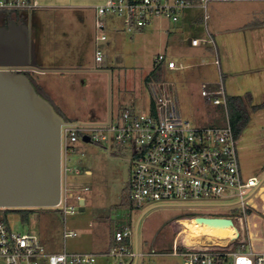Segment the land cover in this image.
<instances>
[{"label": "rangeland", "instance_id": "rangeland-1", "mask_svg": "<svg viewBox=\"0 0 264 264\" xmlns=\"http://www.w3.org/2000/svg\"><path fill=\"white\" fill-rule=\"evenodd\" d=\"M77 1L39 0L38 9L16 16L22 21L20 24L33 23L35 31L31 39L40 66L50 64L78 69L76 72L32 73L39 83L44 81L51 87L48 94L56 105L64 103L66 109L61 111L66 118L85 123L105 121L108 112L114 117L123 107L146 111L150 97L144 78L153 69L156 56L164 53L178 66L174 70L166 69L162 80L169 88L179 115L197 127L225 124L226 109L220 111L201 94L203 82L207 88H215L221 78L214 62L215 44L210 37L206 42L189 45L188 33L181 28L180 21L157 17L152 18L145 29L128 31L121 15L107 14L102 16L107 39L98 42L103 60L97 63L94 11L77 7ZM219 2L215 3L224 4ZM243 4L248 3L232 0L219 7L226 8V12H240L246 7ZM7 14L0 11V20ZM213 15L212 21L218 18L217 13ZM248 22L252 23L253 19ZM260 94L257 99L264 98ZM248 107L250 119L238 136L237 154L243 177L261 179L264 175V108L252 110L250 104ZM76 145L78 151L67 153V163L79 172L74 170L62 178V190L68 189L71 193L66 203L74 206L73 213L64 214L62 206H54L32 207L28 220H23L13 208H7L2 215L10 229L35 233L47 252H105L109 237L117 228L129 226L135 237L138 223L139 250L146 251L138 258L139 264H181V257L172 254L173 243L190 241L196 233L195 218L209 216L231 218L237 226L238 238L264 247V214L258 209L248 213L240 203L224 204L235 201L233 197L206 199L203 202L216 204L194 208L176 201H146L140 208H132L124 202L132 167L130 151L114 145L110 155L103 143L79 140ZM77 193L85 198L83 210L75 199ZM158 203L168 204L152 207ZM257 204L261 206L260 201ZM65 229L74 230L76 235L65 237ZM111 262L99 256L96 264Z\"/></svg>", "mask_w": 264, "mask_h": 264}, {"label": "built area", "instance_id": "built-area-1", "mask_svg": "<svg viewBox=\"0 0 264 264\" xmlns=\"http://www.w3.org/2000/svg\"><path fill=\"white\" fill-rule=\"evenodd\" d=\"M208 1L201 0V5L205 7ZM190 6L191 0H105L97 4L95 61L98 63L103 59L98 44L106 39L102 16L119 14L123 17L124 27L132 31L143 28L156 17L176 22ZM37 7L36 0H0V11L15 16L30 13ZM155 66L161 68L162 78L166 69L178 67L164 53L156 56ZM147 85L151 102L146 111L123 107L114 117L108 112L105 121L82 123L74 120L61 125L62 178L74 170L79 172L67 163V153L77 152V142L87 135L88 141L106 144L110 155L114 145L130 151L132 167L128 184L133 208H140L146 201H176L194 208L216 204L203 202L206 199L232 197L235 201L224 204L240 203L246 208L248 199L262 183L256 176L243 177L237 138L228 117L221 126H193L179 115L162 79L150 80ZM201 94L212 104L226 107L222 83L213 89L202 85ZM67 191L62 190L56 206H62L64 214L74 212V206L66 203L71 197ZM81 198L80 194L75 195L79 206ZM6 209L0 206V264H94L99 256L111 259V264H132L139 256L133 248L134 237L129 226L115 230L114 242L105 252H47L35 233L9 228L2 216ZM75 235L74 230H64L65 237ZM175 242L172 254L180 256L182 264H264V250L238 238V233L221 244Z\"/></svg>", "mask_w": 264, "mask_h": 264}, {"label": "water", "instance_id": "water-1", "mask_svg": "<svg viewBox=\"0 0 264 264\" xmlns=\"http://www.w3.org/2000/svg\"><path fill=\"white\" fill-rule=\"evenodd\" d=\"M23 70L61 71L38 64L28 26L12 21L0 26V206L54 207L62 195L61 125L66 120L37 92ZM82 140L89 137L83 135ZM263 182L264 175L260 184ZM84 201L79 200L80 210ZM161 204L168 203L152 207ZM199 218L232 220L222 216ZM137 227L138 223L136 253Z\"/></svg>", "mask_w": 264, "mask_h": 264}, {"label": "crops", "instance_id": "crops-1", "mask_svg": "<svg viewBox=\"0 0 264 264\" xmlns=\"http://www.w3.org/2000/svg\"><path fill=\"white\" fill-rule=\"evenodd\" d=\"M36 1L38 4V7L36 9H38L39 0ZM104 1L105 0H78L75 5L80 8H92L95 15V6L97 4L103 3ZM191 1L192 6L185 9L180 14L179 19L177 21L182 22L180 25L182 29H186V33H188L189 36V45L199 44L200 42H206L208 41L207 37H210L213 40L215 44L216 55V59L214 60V62L219 67V74L221 77L219 83H222L223 85L225 96L226 94L245 95L247 92H250L252 95L253 102L256 101V103H258L260 101H263L264 98H257L259 97L260 93L263 94L262 97H264V0H242L248 4H243V6L246 7H244V9L240 12L237 10H230L229 12H226V8L219 7L225 6L224 4L230 1L209 0L206 3L205 7L201 5V0ZM217 1H220L219 3L224 2V4L217 5L215 3ZM214 13L218 14V18L212 21L211 17L214 16ZM251 19H253V22L249 23L248 21ZM201 21H203V24L201 23ZM105 26L106 24L104 25V31ZM147 26L148 25L140 29H145ZM160 26L163 27V25L161 24ZM165 31H169V29L165 28ZM234 60L236 61V63ZM41 67L55 68L60 69L61 71L68 72L78 71V69L73 66L59 67V65H57L55 67H52V65L48 64L47 67ZM49 72L54 73L60 71ZM47 73L48 72H43L40 74ZM43 82H40V85L47 93H49L51 87L47 85V83L45 84V82ZM202 85L207 84L203 82ZM150 102L151 98L147 103L146 109L148 108ZM57 106L61 110H63L62 108L65 107L62 101L60 104L58 103ZM64 109H66V107ZM70 119L72 121L75 120L74 118ZM87 172L89 173L90 170L88 169ZM261 185L264 184L262 183ZM260 188L261 186L257 189V191H259ZM111 244H113V234L110 235L109 240L107 242L108 246H106L107 248H105L108 249ZM133 248L135 250V240H133ZM257 248L264 250V247H261L260 245H258ZM101 251L102 250L97 252L100 253ZM138 253V258L146 254V251L139 250V242ZM103 258L107 259L106 257ZM96 263L97 259L94 264ZM136 264H139L138 259Z\"/></svg>", "mask_w": 264, "mask_h": 264}, {"label": "trees", "instance_id": "trees-1", "mask_svg": "<svg viewBox=\"0 0 264 264\" xmlns=\"http://www.w3.org/2000/svg\"><path fill=\"white\" fill-rule=\"evenodd\" d=\"M7 16L11 19H17L15 15H12L11 13L7 14ZM33 71H27L25 74L28 76L32 84L34 85L37 92L42 95L44 98H46L48 101L52 103L54 108L64 117L66 121H72L69 118H66L64 116L61 109L55 104L52 97L42 88L40 83L33 77L32 75ZM162 79V71L159 66H153V69L145 76L144 80L145 82H148L150 80H158L160 81ZM226 107H224L223 104L217 105V108L224 112L225 109L227 111L229 123L231 125L234 137L238 139L239 134L243 130V128L247 125L249 119H250V110L248 107V104H250L252 110H257L260 108H264V100L260 101L258 103H253L252 95L250 92H247L245 95H227L226 94ZM224 125V122L213 124V126H221ZM124 195V202L125 204H128L129 206H132V201L129 198V184H127V188L125 190ZM258 201H260V205L258 207ZM18 213H20V216L23 220H28L29 215L33 212V208H13ZM247 212H253L254 209H258L264 214V185L257 191L252 197L248 199V205L246 207ZM114 242V241H113Z\"/></svg>", "mask_w": 264, "mask_h": 264}, {"label": "bare ground", "instance_id": "bare-ground-1", "mask_svg": "<svg viewBox=\"0 0 264 264\" xmlns=\"http://www.w3.org/2000/svg\"><path fill=\"white\" fill-rule=\"evenodd\" d=\"M196 233L192 235L190 242L198 243H224L227 240L236 237L238 233L237 226L233 220L213 221L196 217ZM198 230V231H197ZM200 230V231H199Z\"/></svg>", "mask_w": 264, "mask_h": 264}, {"label": "flooded vegetation", "instance_id": "flooded-vegetation-1", "mask_svg": "<svg viewBox=\"0 0 264 264\" xmlns=\"http://www.w3.org/2000/svg\"><path fill=\"white\" fill-rule=\"evenodd\" d=\"M12 21H16L17 23H21L22 22L21 20L14 19V18H11L10 19L8 16H5L4 18H2L0 20V26H7ZM27 23H28L27 26L29 28V33H30V37H31L33 35L35 29H34V26H33V23L32 22H27ZM23 71L26 73L27 71H31V70H23Z\"/></svg>", "mask_w": 264, "mask_h": 264}]
</instances>
